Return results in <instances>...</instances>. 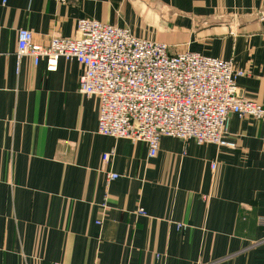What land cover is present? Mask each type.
Listing matches in <instances>:
<instances>
[{
  "label": "crops",
  "instance_id": "0c3cea01",
  "mask_svg": "<svg viewBox=\"0 0 264 264\" xmlns=\"http://www.w3.org/2000/svg\"><path fill=\"white\" fill-rule=\"evenodd\" d=\"M81 18L232 60L264 105V0H0V264H264V124L231 114V146L164 136L155 157L99 134L80 63L16 56L20 28L47 44Z\"/></svg>",
  "mask_w": 264,
  "mask_h": 264
},
{
  "label": "built area",
  "instance_id": "2783aa9c",
  "mask_svg": "<svg viewBox=\"0 0 264 264\" xmlns=\"http://www.w3.org/2000/svg\"><path fill=\"white\" fill-rule=\"evenodd\" d=\"M16 56L19 61L31 56L35 65L46 60L49 71L57 70L61 58L80 63V92L99 100L97 132L145 142L150 157L158 155L164 136L231 146V114L264 124V105L240 94L238 78L246 72L232 60L172 52L169 44L139 37L129 27L81 18L75 36L54 35L47 44L36 42L32 30L20 28ZM113 154L105 153L103 161ZM119 176L108 173L109 181ZM139 212L146 213L142 208ZM259 222L264 225V218ZM177 227L187 226L178 222Z\"/></svg>",
  "mask_w": 264,
  "mask_h": 264
}]
</instances>
